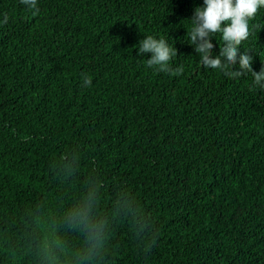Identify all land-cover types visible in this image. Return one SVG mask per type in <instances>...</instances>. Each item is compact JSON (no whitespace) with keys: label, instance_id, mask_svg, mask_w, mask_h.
<instances>
[{"label":"trees","instance_id":"obj_1","mask_svg":"<svg viewBox=\"0 0 264 264\" xmlns=\"http://www.w3.org/2000/svg\"><path fill=\"white\" fill-rule=\"evenodd\" d=\"M202 5L0 0V264H264V90L199 65ZM249 27L258 72L264 8ZM90 196L95 240L68 219Z\"/></svg>","mask_w":264,"mask_h":264},{"label":"clouds","instance_id":"obj_2","mask_svg":"<svg viewBox=\"0 0 264 264\" xmlns=\"http://www.w3.org/2000/svg\"><path fill=\"white\" fill-rule=\"evenodd\" d=\"M20 3L33 14L39 11L38 0H20ZM264 8V0H203L202 6L194 9L187 29L188 44L194 49L199 65L206 71L221 73L224 77L235 79L251 73L253 84L264 90V67L260 71L253 70V55L248 51L241 52L242 42L250 35L249 22L258 10ZM3 23L7 22L4 17ZM219 35L221 44L216 52L212 39ZM138 56L151 54L147 58V66L159 72L172 73L171 61L178 55L176 47L171 46L163 38L147 35L137 44ZM136 45V46H137ZM181 69L177 68L179 72ZM85 77L83 86L91 84ZM91 196L89 201L69 214V222L74 226L85 228L91 239H98L102 225L90 220Z\"/></svg>","mask_w":264,"mask_h":264}]
</instances>
